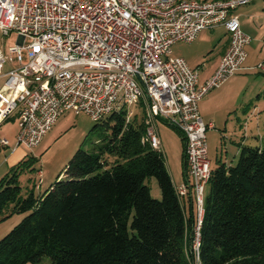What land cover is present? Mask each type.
Returning <instances> with one entry per match:
<instances>
[{
    "label": "built area",
    "instance_id": "1",
    "mask_svg": "<svg viewBox=\"0 0 264 264\" xmlns=\"http://www.w3.org/2000/svg\"><path fill=\"white\" fill-rule=\"evenodd\" d=\"M252 1L0 0V31L17 34L16 44L0 45V124L15 119V146L32 149L65 112L97 122L126 109L128 121L131 107L141 103L153 148L161 150L157 120L184 136L188 182L175 191L182 199L191 190L198 237L211 174L206 132L213 128L198 102L244 69L251 38L234 11ZM218 26L229 44L213 74L200 82L198 69L172 56L171 48ZM252 69L264 75V57ZM9 145L0 138L1 147ZM37 175L41 181L42 171Z\"/></svg>",
    "mask_w": 264,
    "mask_h": 264
},
{
    "label": "trees",
    "instance_id": "2",
    "mask_svg": "<svg viewBox=\"0 0 264 264\" xmlns=\"http://www.w3.org/2000/svg\"><path fill=\"white\" fill-rule=\"evenodd\" d=\"M136 108L128 121L126 109L108 114V134L91 150L79 147L40 194L23 196L18 184L33 157L1 177L0 221L27 214L0 239V264H264V144L241 146L234 164L211 169L197 237L192 192L178 198Z\"/></svg>",
    "mask_w": 264,
    "mask_h": 264
},
{
    "label": "rangeland",
    "instance_id": "3",
    "mask_svg": "<svg viewBox=\"0 0 264 264\" xmlns=\"http://www.w3.org/2000/svg\"><path fill=\"white\" fill-rule=\"evenodd\" d=\"M16 41V32H11L9 35H4L3 32L0 31V45L7 48L13 44H16ZM178 45H182L181 48L183 49L190 50L193 48V46H190V44L187 43ZM173 54L176 55L175 52H173ZM204 54H206V51ZM208 54L209 53H207V55ZM26 60V53L23 52V61ZM6 69L7 66H5L4 70ZM246 74L247 78L242 89L246 90L247 94H251L250 96L252 97H250V99L253 98L251 103L253 106V104L257 102L256 94L258 92L261 93L263 90L264 75L258 73L256 70H254L253 73L247 72ZM1 83L2 81H0V84ZM131 108L133 113L137 112L136 107ZM17 124V121L13 118L3 122L0 125V138H6L10 141V143L14 144L15 135L18 130ZM155 130L162 142L161 151L164 155L167 168H169L171 172L175 174V176L181 175L182 158L180 151L181 137L178 134L179 132L166 121L162 120H157L155 122ZM249 130H247V134L251 136L254 130ZM236 132L237 131H235L234 135H229L227 134L228 131L226 133L223 128L220 130L212 129L206 132L208 147L207 156L212 163L216 160L224 161L226 158L233 161L234 159L237 160L238 155L235 156L238 154L236 153L237 146L232 141L235 140ZM107 134L108 132L103 125V119L95 122L84 113L74 114L70 111L63 113L52 126L50 131L46 134V136L43 137L40 144L36 146V148H32V151H34L36 154L34 155L36 156L34 160L29 164V166H24L21 168V171H18V184L21 187V194L24 196L31 190L35 195L39 194V192H43L49 187L50 184L55 181L56 176L63 171L65 165L79 147H82L85 150H91L97 143L99 144L101 139ZM240 135L243 137V131H240ZM249 139L251 143L250 146H255L252 137H249ZM6 149L7 148L0 147V178L9 169V167H7L9 161L6 157ZM39 169H41L46 175L43 181L42 179L40 181L37 175V171ZM145 182V184H147L150 188L151 195L154 198L159 199L160 190L156 179L154 177H149L145 180ZM175 182L177 183V181ZM11 208L12 204H9L4 214H10ZM25 214L27 213L15 212L1 220L0 239L5 234H7L11 230L10 228L15 226L25 216ZM36 264H50V260L47 257H44L39 263Z\"/></svg>",
    "mask_w": 264,
    "mask_h": 264
},
{
    "label": "crops",
    "instance_id": "4",
    "mask_svg": "<svg viewBox=\"0 0 264 264\" xmlns=\"http://www.w3.org/2000/svg\"><path fill=\"white\" fill-rule=\"evenodd\" d=\"M234 13L238 16L242 30L250 35L251 38L249 44L246 45L247 58L243 65L244 69L236 72L219 88L208 92L198 102V109L203 121L206 124L212 123V129L220 130L223 128L226 133L228 131L227 134L229 135H234L235 131H237L235 140L232 141L237 146L236 153L240 154L239 151L241 146L251 145L249 137H252L255 146H262L264 144V98L261 96V93L258 92L256 94L257 102L252 106L251 103L253 98L250 99V97H252L250 96L251 94H247V91L242 89L247 78L246 73H253L254 70L252 67L264 57V0H253L248 5L238 7ZM182 43L186 44L187 42H176L172 45L171 55L173 56V52H175L176 55H174V57H181L191 68L198 69L200 76L199 81L204 82L213 74L220 58L225 53L229 44V35L223 26H218L212 30L200 31L194 41L187 43L193 46L190 50L183 49L181 48L182 45H178ZM205 51L206 54H204ZM207 53L209 54L207 55ZM249 129L254 130L251 136L247 134V130ZM240 131H243V137H241ZM180 142L182 158L184 147L182 140ZM160 143H162L161 140ZM2 148H7L6 157L9 161L7 165L9 169L23 159L29 157H33L34 159L36 157L32 149L15 146V143H10L8 147L3 146ZM235 160L236 159H234V161L228 160L226 158L224 161L216 160L213 163L211 160L209 161L211 169H213L220 163H225L227 166L232 165L235 163ZM168 171L175 186L186 182L183 160L181 175L175 176L169 168ZM45 176V173L42 171V181ZM175 181H177V183ZM40 193L41 192H39V194Z\"/></svg>",
    "mask_w": 264,
    "mask_h": 264
},
{
    "label": "water",
    "instance_id": "5",
    "mask_svg": "<svg viewBox=\"0 0 264 264\" xmlns=\"http://www.w3.org/2000/svg\"><path fill=\"white\" fill-rule=\"evenodd\" d=\"M185 176H186V181L188 182V178H187V173L185 172Z\"/></svg>",
    "mask_w": 264,
    "mask_h": 264
}]
</instances>
